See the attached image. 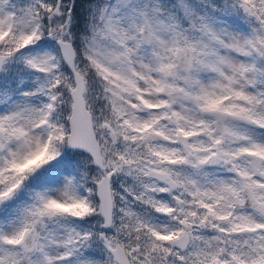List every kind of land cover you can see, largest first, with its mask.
<instances>
[{
  "label": "snow or ice",
  "instance_id": "snow-or-ice-1",
  "mask_svg": "<svg viewBox=\"0 0 264 264\" xmlns=\"http://www.w3.org/2000/svg\"><path fill=\"white\" fill-rule=\"evenodd\" d=\"M0 264H264V0H0Z\"/></svg>",
  "mask_w": 264,
  "mask_h": 264
}]
</instances>
